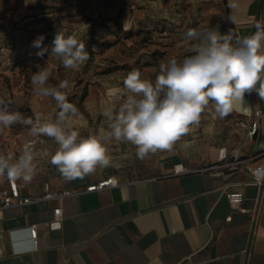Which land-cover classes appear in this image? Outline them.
I'll list each match as a JSON object with an SVG mask.
<instances>
[{"label":"crops","instance_id":"0c3cea01","mask_svg":"<svg viewBox=\"0 0 264 264\" xmlns=\"http://www.w3.org/2000/svg\"><path fill=\"white\" fill-rule=\"evenodd\" d=\"M210 2L226 14L234 40L253 34L256 21H264V0ZM248 95L252 108L261 111L251 140L243 141L249 114L233 111L242 119H221L206 110V121L192 126L173 150L141 160L132 144L112 142L113 166L73 181H66L50 155L43 154L56 151L55 141L37 137L42 139L35 147L37 174L30 183L17 181L20 194L40 198L45 182L52 194L72 193L1 208L0 264H264V203L255 206L257 187L249 173L200 170L216 161L219 147L241 143V156L260 153L248 163L264 166V99L255 91ZM101 128L106 129L100 126L91 134ZM174 164L188 171L173 175ZM108 177L115 179L114 186L85 190ZM223 187L243 193V211L231 209ZM56 208L60 221L54 220ZM32 225L34 244L28 232Z\"/></svg>","mask_w":264,"mask_h":264},{"label":"rangeland","instance_id":"374dc122","mask_svg":"<svg viewBox=\"0 0 264 264\" xmlns=\"http://www.w3.org/2000/svg\"><path fill=\"white\" fill-rule=\"evenodd\" d=\"M209 28L221 34L230 31L226 14L210 0H0V99L16 102L21 110L7 105L8 110L25 118L34 119L39 113L54 120L60 111L56 101L37 95L31 82L33 73L48 68L50 86L65 79L70 82L62 91L78 110L69 119L73 129L80 135L100 126L107 129L102 113L126 99L129 93L123 80L128 72L139 70L142 79L154 83L161 62L182 61L206 43L203 38L188 40L184 33L197 29L203 37ZM58 32L85 43L89 58L79 69H65L59 58L50 55ZM40 35L45 37L43 47L49 49L43 57L32 47ZM245 105L238 113L245 114ZM207 110L214 112V106ZM204 116L206 111L200 124L206 121ZM227 117L242 119L234 112ZM29 128L17 123L0 132V153L18 157L32 138ZM188 137L189 133L181 140Z\"/></svg>","mask_w":264,"mask_h":264},{"label":"clouds","instance_id":"9594fccd","mask_svg":"<svg viewBox=\"0 0 264 264\" xmlns=\"http://www.w3.org/2000/svg\"><path fill=\"white\" fill-rule=\"evenodd\" d=\"M256 31L236 38L229 31L221 34L209 28L203 34L189 29L184 36L188 40H201L193 49L194 54L182 61L171 58L159 65L155 82L142 79L139 70L128 72L123 86L129 93L118 108L107 107L102 115L107 129L98 134L82 137L69 122L77 113L66 92L70 82L65 79L58 86H50V69L41 68L33 73L31 82L37 95L51 97L60 111L54 120L25 118L19 111H9L0 99V132L19 123L28 125L29 136L48 137L58 145L50 154V163L66 181L83 179L98 168L113 166L108 145L130 143L136 147V155L143 160L158 151H171L191 127L199 125L202 114L209 105L214 106L218 118H225L245 105V94L255 91L264 99V21H256ZM43 35L38 36L32 47L39 49L38 57L49 51L43 47ZM50 55L56 56L63 67L77 70L89 58L84 42L75 36L58 32L53 40ZM35 141L26 143L20 155L0 153V178L10 183H30L37 174Z\"/></svg>","mask_w":264,"mask_h":264},{"label":"built area","instance_id":"2783aa9c","mask_svg":"<svg viewBox=\"0 0 264 264\" xmlns=\"http://www.w3.org/2000/svg\"><path fill=\"white\" fill-rule=\"evenodd\" d=\"M247 97H251L246 94ZM261 116V111L259 109L252 108L249 114V118L245 124V131L243 134L244 140H251L259 126V118ZM35 141V147L38 143L42 142V139L30 138L26 141ZM242 143L238 144L230 149H227L225 146H221L217 150L216 161L212 164L207 165L206 167L201 168V171L210 172L213 174H222L225 171L229 170H238L245 171L249 173L251 177V182L256 185L257 191L254 196V204L257 207L258 205L264 203V166L255 165L251 166L248 162L255 158L259 154H252L248 157L241 156ZM188 170L185 169L182 164H174L171 173L173 175H181L186 173ZM5 182V184H2ZM116 184L115 179L108 177L106 179L97 181L93 184H90L85 188L86 191H97L105 187L114 186ZM44 193L40 198H31L29 196H22L18 189L17 181L13 184L10 183L6 178H2L0 181V209L7 208L12 205H23L29 204L38 200H46L52 198H62L63 196L70 195L72 192L68 190L61 191L56 194H52L49 191L48 183H43ZM221 194H224L227 198L230 207L232 210L243 211L241 208V203L243 201V193L239 190H228L227 187L221 189ZM54 220H61V212L59 208L54 209ZM231 216L228 215L225 220H230ZM29 236L34 244L36 242V229L34 225L29 227Z\"/></svg>","mask_w":264,"mask_h":264},{"label":"bare ground","instance_id":"6f19581e","mask_svg":"<svg viewBox=\"0 0 264 264\" xmlns=\"http://www.w3.org/2000/svg\"><path fill=\"white\" fill-rule=\"evenodd\" d=\"M112 91V90H111ZM115 91V90H114ZM111 95V94H110ZM109 95V96H110ZM116 96V95H115ZM116 97H118V96H116ZM244 101H245V106H246V111H244L245 112V115H247V114H250V111H251V108H252V105H251V100H250V98L249 97H247L246 95H245V97H244ZM240 111V109L239 110H237L236 112H239Z\"/></svg>","mask_w":264,"mask_h":264},{"label":"trees","instance_id":"16d2710c","mask_svg":"<svg viewBox=\"0 0 264 264\" xmlns=\"http://www.w3.org/2000/svg\"><path fill=\"white\" fill-rule=\"evenodd\" d=\"M12 23H13V22H12ZM234 42H235V40H234ZM6 105H11V106H13L15 109L21 110V107H20L16 102H13V101H11V100H9V101L6 103Z\"/></svg>","mask_w":264,"mask_h":264}]
</instances>
